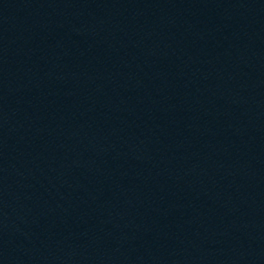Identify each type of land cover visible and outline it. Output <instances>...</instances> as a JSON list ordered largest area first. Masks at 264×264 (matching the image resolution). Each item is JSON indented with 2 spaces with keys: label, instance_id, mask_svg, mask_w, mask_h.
Instances as JSON below:
<instances>
[{
  "label": "water",
  "instance_id": "obj_1",
  "mask_svg": "<svg viewBox=\"0 0 264 264\" xmlns=\"http://www.w3.org/2000/svg\"><path fill=\"white\" fill-rule=\"evenodd\" d=\"M0 264H264V0H0Z\"/></svg>",
  "mask_w": 264,
  "mask_h": 264
}]
</instances>
